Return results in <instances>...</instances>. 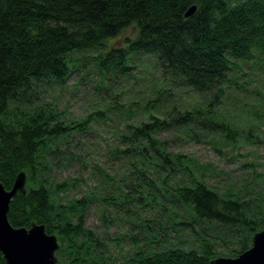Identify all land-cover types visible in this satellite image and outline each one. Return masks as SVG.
I'll list each match as a JSON object with an SVG mask.
<instances>
[{"label":"trees","instance_id":"1","mask_svg":"<svg viewBox=\"0 0 264 264\" xmlns=\"http://www.w3.org/2000/svg\"><path fill=\"white\" fill-rule=\"evenodd\" d=\"M191 5L195 11L185 16ZM128 27L136 29L132 37H125L121 46H107ZM88 50L99 51L93 58L102 81L117 71L125 74L132 58L149 55L175 84L204 99L211 95L206 113L195 108L161 118L149 114L146 121L125 124L118 132L119 144L111 148L115 157L129 159L132 174L147 178L150 186L154 180L146 174L152 163L159 166L164 183L182 173L164 192L172 204L189 210L191 218L174 216L170 230L188 229L200 239V248L163 245L168 230L149 227L142 245H138L141 238L132 235L136 247L117 264H210L221 254L195 229L199 220L234 232L236 246L224 256L234 257L249 248L252 235L264 228V206L253 205V210L252 201L231 188L223 191L208 185L203 174L208 165L188 154L167 151L166 141L156 136L169 126L199 119L210 125L214 137L222 133L236 142L230 123L212 110L224 95L228 72L239 68V62L264 73V0H0V182L10 189L17 172L26 175L25 192L18 191L9 203L10 224H44L46 233L57 238L58 263L114 264L104 238L84 224L88 197L62 201L60 193L73 186V180L52 182L41 173L54 161H79L61 143L89 132L104 120L106 111L97 109L67 121L53 105H35L30 98L43 83L61 86L75 67L84 65L73 54ZM257 195L264 200L260 192ZM129 198L127 190L114 200L105 195L103 200L120 205ZM0 264H6L1 252Z\"/></svg>","mask_w":264,"mask_h":264},{"label":"rangeland","instance_id":"2","mask_svg":"<svg viewBox=\"0 0 264 264\" xmlns=\"http://www.w3.org/2000/svg\"><path fill=\"white\" fill-rule=\"evenodd\" d=\"M135 32V27H128L109 39L107 46H121L125 37H132ZM98 52L88 50L73 54L72 58L82 59L84 65L73 67L61 86L43 83L30 95L35 105L49 103L62 111L67 121L97 109L106 111L104 120L94 123L89 132L76 133L68 138V144L61 143L79 161L58 164L54 161L53 165H48L43 160L47 170L41 173L52 182L73 180L74 185L60 193L62 201L82 195L88 197L84 224L104 238L103 242L111 252V263L124 261L136 247L132 235L141 238L138 245H142L149 227L168 230L163 245L178 243L183 248L199 249L200 239L188 229L179 226L175 231L170 230L174 216L185 221L191 218L189 210L172 204L164 192L182 173L164 183L159 166L152 163L146 174L148 179L154 180L150 186L147 178H136L132 174L134 167L129 159L115 157L111 148L119 144L118 132L124 131L125 124L146 121L149 114L161 118L195 108L206 113L211 95L204 99L190 88L175 84L149 55L132 58L125 74L117 71L102 81L93 58ZM239 65L228 72L224 95L212 110L218 119L230 123L235 143L222 133L214 137V132L209 131L210 125L204 126L199 119L188 125L169 126L156 137L166 141L167 151L188 154L208 165L209 169L203 173L208 185L223 191L231 188L244 200H251L252 207L264 206V200H259L257 195L258 192L264 195V73L252 69L250 63L239 62ZM254 172L262 174L257 176ZM127 190L130 198L123 204L112 205L103 200L104 195L112 196L114 200L117 193ZM150 195L156 197L154 201L146 199ZM142 218L151 221L146 223ZM195 229L213 243L220 256L236 246L234 232L214 221L199 220Z\"/></svg>","mask_w":264,"mask_h":264},{"label":"water","instance_id":"3","mask_svg":"<svg viewBox=\"0 0 264 264\" xmlns=\"http://www.w3.org/2000/svg\"><path fill=\"white\" fill-rule=\"evenodd\" d=\"M195 11L191 5L185 16ZM26 175L16 173L12 186L6 189L0 182V252L6 264H61L55 256L59 248L54 234L45 231L44 224L32 222L29 227H14L8 221L7 213L12 197L25 192ZM210 264H264V228L251 237L249 248L234 257L217 256Z\"/></svg>","mask_w":264,"mask_h":264}]
</instances>
